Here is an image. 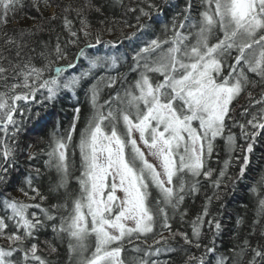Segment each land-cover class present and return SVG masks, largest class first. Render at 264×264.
Returning a JSON list of instances; mask_svg holds the SVG:
<instances>
[{
  "label": "snow or ice",
  "instance_id": "snow-or-ice-1",
  "mask_svg": "<svg viewBox=\"0 0 264 264\" xmlns=\"http://www.w3.org/2000/svg\"><path fill=\"white\" fill-rule=\"evenodd\" d=\"M53 2L44 0L48 7ZM141 4L128 11L139 12L140 29L150 28L139 23L141 18L151 19L152 10L160 9L152 0ZM31 6L39 11L40 0H31ZM25 7L24 0H0V25L6 26ZM103 7L95 0H83L76 8L65 6L62 26L67 39L62 43L57 35L54 46L34 39L45 31L43 24L15 35L0 33V188L10 185L18 171V137L31 113L29 104L55 101L64 92L75 97L83 90L90 113L80 128L77 106L67 128L61 131L57 121L50 131L45 164L58 178L48 195L38 187L39 169L20 180L19 190L29 202L0 193V237L9 242L0 246V264H51L41 255L39 241V234L49 228L54 239L67 240L68 264H162L151 257L175 253L172 245L177 238L189 248L204 249L196 256L183 248L184 264H245V256L246 264H264V243L253 245L249 239L257 227L264 239V174L245 185L255 200L252 232L227 254L217 253L216 239L223 226L210 211L214 200L222 202L229 185L235 190L237 182L246 179L254 144L264 136V0H199L198 6L186 0L161 35L133 49L131 81L118 70L128 59L126 54L92 56L86 51L95 44L114 46L102 39V32L92 30L88 19L93 11L102 15ZM73 12L78 28L69 18ZM57 18L53 13L50 20ZM81 42L84 47L69 60V46ZM69 69L73 74L65 75ZM113 70L116 75L110 74ZM255 88L260 89L258 97L251 90ZM245 92L248 104L241 115L250 118L245 123L232 121V126L240 128L246 147L237 144L228 124L234 102ZM217 138H223L230 156L238 147L244 153L235 177L227 174L230 159L218 174L208 165ZM70 149L73 156L79 153L75 193L69 191ZM34 158L35 153L28 157ZM201 178L211 182L213 191L205 194L202 210L188 221L191 234L172 231L177 215L185 221L188 209L183 205L200 193ZM53 195H62L63 200L44 207ZM243 223L238 217L236 228ZM205 225L212 232L209 244L201 243ZM157 227L169 237L161 234L153 241L154 248H141L136 242L143 238L146 244ZM43 243L50 253L57 251L50 241ZM129 248L136 255L126 258Z\"/></svg>",
  "mask_w": 264,
  "mask_h": 264
},
{
  "label": "trees",
  "instance_id": "trees-1",
  "mask_svg": "<svg viewBox=\"0 0 264 264\" xmlns=\"http://www.w3.org/2000/svg\"><path fill=\"white\" fill-rule=\"evenodd\" d=\"M26 7L20 11L15 18L10 19L9 23L4 26L0 25V33L7 30L9 35H15L20 30H35L34 26H39L43 24L45 31L37 32L34 39L36 41L49 42L50 46H54L56 43L57 35L60 36L61 42L63 43L67 39V33L64 31L62 26V16L63 8L65 6L71 5L73 8L80 6L83 0H54L53 6L48 7L45 5L44 0H40L39 11L35 7L31 6V0H24ZM158 8L159 12L152 10L151 19L148 17H142L140 24H150V28L140 29L136 20V16L139 12H130L129 8H136L138 6H144L141 4V0H95L98 5H104L103 14L96 12H90L88 14L89 22L92 26V30L102 32V39L104 41H113L112 45L95 44V41L91 43L95 44L94 48L86 49V51L92 55H123L126 54L128 59L122 61L118 70L128 76V80H134L135 74L129 72V67L131 63V55L133 49L141 45L142 41H146L154 38L155 35H161L164 25H171L172 17L180 10H182L186 4V0H152ZM194 3L199 5V0H193ZM55 13L57 19L51 21L50 17ZM193 15H196L195 10ZM69 18L74 20L75 26L78 28L79 23L76 21L75 13H70ZM103 21V23H101ZM107 29H111L108 31ZM135 33V36H131V39L127 37L130 34ZM140 40V41H139ZM36 47L37 52L40 48L37 44L33 45ZM78 47H84V43L81 42L78 46H69V60H74L75 53ZM36 63L39 65L40 61L37 59ZM66 61H59V65L65 64ZM85 66H86V62ZM57 65H53L55 67ZM79 70L77 69V72ZM71 69L65 72V75H72ZM111 75H116V71L113 70ZM254 95L259 96L260 89H251ZM108 90L104 93V99L107 98ZM40 94H37V100H40ZM248 104L247 93H243L233 105L232 120L228 121L230 131L236 135L237 144L246 147V142L241 136V130L238 126H232V121L238 123H245L246 119L249 117H244L241 115L244 106ZM79 106L81 108V120L79 127L82 128L88 117L89 105L85 99L83 90H77L75 97L70 92H64L57 97L55 101L47 102L45 101L43 105L34 103L29 104L28 107L31 108V113L26 114L25 122L23 124V131L18 137V151L16 157V163L18 166V171L13 173L14 179L10 185L6 188H0V193L4 195H10L11 197L17 198L19 200L29 202L28 198L24 196L23 192L19 189L23 187L20 180L23 178L28 171H34L39 169L41 173V179L38 183V187L44 195H48V190L50 185L54 184L57 180V173L54 168H49L45 161L48 159L46 153L48 149L49 133L53 129L54 124L59 121L61 124L60 130L63 131L67 128L69 122L73 117V109ZM39 113V116H37ZM17 119L21 117L17 116ZM227 135V132L225 133ZM35 153V158L29 160L30 154ZM242 153L239 149L235 151L231 156L229 155L223 138H217L215 141V151L208 161V165L216 170L218 174L219 170L223 168L224 161L230 159V167L227 170V174L230 177H235L238 172L240 165L242 163ZM240 157L241 159H237ZM249 165L247 167V176L243 182H237L235 190H232L231 185L226 190L227 195L224 196L222 202L213 201L210 207V211L213 215H217L221 220L223 230L219 237L216 239L217 253L227 254L228 250L234 245L239 244L240 241L248 236L252 232V221L255 218V200L252 193L249 192L248 188L245 187L247 184L251 186L254 178L259 175L264 174V136L258 138L257 142L254 144L253 152L249 156ZM69 171L72 174V178L69 183V191L75 193L78 189V185L75 182L74 177L79 175V153L76 151L73 156L72 150L69 151ZM202 188L200 193L193 199L188 198L183 205L184 208L188 209V215L185 217V221L182 223L180 217L177 215L172 223V231H183L191 234V228L188 221L194 218L201 210L205 201V194L212 195L211 182H205L201 178ZM225 183H228L226 180ZM2 199V196H0ZM63 196H49L48 200L44 202V207H49L52 204L61 202ZM223 203V207H221ZM246 206V207H245ZM3 211L0 210V215ZM238 217L244 219V223L237 229L236 220ZM157 234L155 236L147 237V243L137 241L141 248H147L148 245H153L152 241L155 240L159 233L165 232L164 237H169L170 233L166 230L157 227ZM237 234L238 237L237 238ZM212 238V232H210L205 225L204 235L201 239L202 244H209ZM251 243L256 245L259 241L264 243V239L260 237V230L257 227L256 231L249 237ZM40 247L43 249L41 255L46 259L51 261V264H68V249L67 240L65 239L61 242L58 239L53 238V233L49 228L47 231H42L39 234ZM44 241H50L57 249L55 253H50L48 246L43 243ZM151 241V244L148 243ZM8 241L3 237H0V246H7ZM173 247L177 248L175 253H162L159 256H152V259H158L159 261H171V264H184L186 259L185 252L183 248H188L189 254L200 256L204 249H196L194 247L189 248L187 245H183V241L177 238L173 243ZM126 247H128L126 245ZM136 255L129 248L126 251L125 256L131 257ZM250 255V254H249ZM211 256V254H209ZM248 256H245V264ZM214 264V261H213Z\"/></svg>",
  "mask_w": 264,
  "mask_h": 264
},
{
  "label": "rangeland",
  "instance_id": "rangeland-1",
  "mask_svg": "<svg viewBox=\"0 0 264 264\" xmlns=\"http://www.w3.org/2000/svg\"><path fill=\"white\" fill-rule=\"evenodd\" d=\"M140 41V40H139ZM143 42V41H142ZM140 44H142V43H140ZM148 159H149V161L150 162H152V163H156V161L151 157V156H148ZM165 235L166 233L165 232H162V233H159V235H158V237L156 238V239H159L160 238V235ZM155 239V240H156ZM154 241V240H153ZM153 241H152V243H153ZM148 243H150L151 244V241H149Z\"/></svg>",
  "mask_w": 264,
  "mask_h": 264
}]
</instances>
